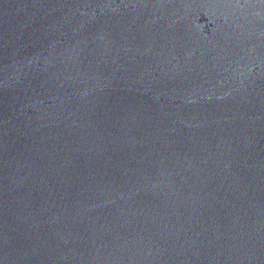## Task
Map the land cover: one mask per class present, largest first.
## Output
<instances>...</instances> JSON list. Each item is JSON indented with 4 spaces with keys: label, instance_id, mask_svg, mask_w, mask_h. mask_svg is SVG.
<instances>
[{
    "label": "water",
    "instance_id": "1",
    "mask_svg": "<svg viewBox=\"0 0 264 264\" xmlns=\"http://www.w3.org/2000/svg\"><path fill=\"white\" fill-rule=\"evenodd\" d=\"M0 264H264V0H0Z\"/></svg>",
    "mask_w": 264,
    "mask_h": 264
}]
</instances>
